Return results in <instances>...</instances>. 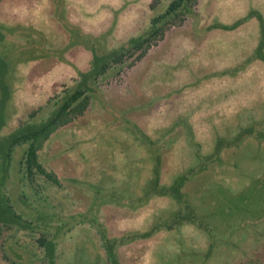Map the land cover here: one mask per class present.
Instances as JSON below:
<instances>
[{
    "label": "rangeland",
    "instance_id": "obj_1",
    "mask_svg": "<svg viewBox=\"0 0 264 264\" xmlns=\"http://www.w3.org/2000/svg\"><path fill=\"white\" fill-rule=\"evenodd\" d=\"M152 1L3 0L0 24L13 30L7 35L9 49L1 55L5 73L0 78L9 98L3 101L0 92V142L6 143L19 124L35 122L29 120L33 110L75 86L79 74L89 73L95 64L92 50L108 54L143 35L169 2L159 0L152 11ZM254 10L264 18V0H200L194 17L168 31L141 61L132 67L127 61V67L110 69L99 78L85 115L58 131L40 153L41 164L61 184L43 191L47 199L42 206L21 198L18 163L25 147L15 148L0 191V264H46L38 240L47 232L53 234L56 264H110L95 226L75 223L79 215L93 217L108 238L118 239L168 217L174 207L168 199L132 209L128 189L121 190L125 178L132 199L141 198L150 178L151 150L164 152L161 181L169 183L195 163L196 151L211 154L218 138L231 139L247 128L264 134V65L251 61L260 36L256 20L233 33L206 32L207 27L233 24ZM220 158L221 171L214 180L221 193L212 208L217 210L213 219L218 237L226 240L232 232L236 248L219 241L206 259L208 237L202 229L184 225L118 247L119 264L264 262V141L247 137L235 148H224ZM104 182V191L116 193L118 207L97 205L111 201L106 192H98ZM193 182L197 186L188 198L204 215L211 204L202 191L211 189L213 182L207 184L202 175ZM209 192L212 197L214 192ZM6 200L12 211L2 214ZM37 213H42L43 223L33 224V230L2 225L7 224L5 217L19 223L17 215L39 221ZM63 223L68 228L73 224L72 231Z\"/></svg>",
    "mask_w": 264,
    "mask_h": 264
},
{
    "label": "trees",
    "instance_id": "obj_2",
    "mask_svg": "<svg viewBox=\"0 0 264 264\" xmlns=\"http://www.w3.org/2000/svg\"><path fill=\"white\" fill-rule=\"evenodd\" d=\"M2 1L3 0H0V3ZM199 1L200 0H169L164 11L152 17L149 29L143 35L131 39L126 47H121L118 50H114L104 55H98L94 50H92L91 52L93 53V61L95 63L92 66V70L86 74H79L80 79L75 86L70 89H65L60 93H55L48 99L44 106H40L33 110L29 114V120L36 119L35 122L29 123V121L27 123L25 122L19 124L17 129L6 138V143L0 142V162L2 166L0 174L3 176L1 177L0 181V191H2L4 184L6 183V181L3 180L5 174L9 175V170L12 165L11 156L14 152V149L17 147H25L23 155L18 163V170L20 174L18 177V182L20 183L21 198L22 200H26L27 198L31 199L38 206L44 205L47 198H43V191L48 186L61 187V184L57 179V175L53 171L44 167L39 160L40 153L44 150L52 137L56 135L58 131L70 126L85 115L92 102V99L94 98L93 96L95 95L96 89L94 87V83L99 78L106 76L110 69L118 68L120 71L123 69V67H127V61H129L128 67H132L136 62L141 61L144 57H146V55H148L150 49L157 46L158 43L164 39L168 31L174 27L182 26L188 17H194V8L198 5ZM159 4V0L152 1L150 5L151 10H155ZM251 19L256 20L260 34L258 44L253 51L254 58H252L251 61H259L264 65V18L257 10L249 11L240 20L233 24H215L213 26L207 27L206 32L209 33L212 31H218L221 33H233V31L240 27L242 28V26L245 23L251 21ZM11 30L13 29L4 24H0V77L3 79L5 66L1 55H3L2 52H7L9 49L8 45L10 42L7 39V35L9 32H11ZM3 79L0 78V92L1 99H4L3 101H5L9 98V90L6 82H4ZM46 109H49L47 115ZM38 115L40 117H38ZM1 122L2 118H0V123ZM2 125L3 124H0V130ZM247 137H253L258 142L264 141V134H260V132L254 133V130L250 128H247L239 134H236L231 139L225 140L223 138H218L214 151L211 154L201 155L199 151H196L194 153L195 163L188 169L176 174L169 183L167 181H161V174L163 173L164 164L166 161L164 152L158 153L156 150H151L152 161L148 164L150 167V178L145 181L146 183L144 185L143 195L141 198L132 199L133 192L131 191L130 186L126 184L125 178L121 184L125 189H121L122 187H119L121 190L128 189V202L130 204L129 207L132 209L141 208L142 205L145 206H143L144 208H147L151 204V201L157 198L168 199L174 204V207L168 217L161 218L162 220L157 221V223L159 222L158 224L152 225L148 230L141 233L136 232L124 235L122 238L118 239H110L107 237L105 229L100 224H96V220L93 217L89 218L84 215H79L80 219L75 224L88 223L93 227L95 226L100 237L102 247L105 250L106 259L110 264H119L116 257L118 247L131 244L135 241L149 240L161 231H172L175 228H180L184 225H194L197 228L202 229L205 235L208 237L210 243L207 250L205 251L206 259L210 258L213 250L218 246L219 241L220 243L222 241L221 244L224 243V245H227L228 247L236 248V244L231 242L232 232H230V235L228 234V239L223 240L221 236L218 237V233L216 231L218 228L215 227L216 222L213 218L217 210L212 208L220 197L221 191L219 192L220 185L214 180V175H217V173H215L216 171H221V151L224 148L237 147ZM5 145H7L6 151H4ZM1 154H3V156ZM216 163H218V166L213 165ZM198 175H202V179H204V182L207 181V184H212L214 180L211 187L212 191L214 192L212 197L210 196L211 193L209 192L211 189H209L207 192L202 191L206 193V195L204 194L205 202L207 201L209 204H211V209H207L205 211L206 214L204 215L199 214V212L202 214L201 208H197V206L193 204L188 198L190 196V192H193V190H195L194 187L197 186V184H194L195 182L193 181ZM113 177H116V175ZM105 182L102 183V185L98 184L101 187L99 188L98 192H106L104 193L105 196H110L111 201L108 200L105 204L102 202L100 204L97 201V205L102 206L109 204L117 206L116 203L118 202L115 199L116 193L112 191H104L103 188L106 184ZM201 197L203 199V196ZM95 202L96 200L93 201V203ZM6 203L7 205L5 207L3 206L2 214H5L8 210H11V208L8 206L7 200ZM230 209L232 210V207ZM41 214L42 213L36 214V216H39V221H37L36 218H33L30 220V222L23 220V215L22 217L17 215L15 217L19 223L12 222L10 218L5 217L3 218V221L7 224L2 225L9 229L16 226L22 230H33V224H35V227H38L43 223V221L40 219ZM10 217L13 218L12 216ZM34 220H36V222ZM206 220H209V223H207ZM218 221L220 223L225 222L223 219H218ZM63 225L64 227H67V224L63 223ZM73 227V224L69 228L67 227L69 229L68 231H72ZM60 228L61 226L57 228L58 231ZM1 235L2 234L0 231V240ZM52 236L53 234L48 232L41 233L38 240V243L41 245V247H43V255L46 264H56L54 262L56 259L54 254L55 244L54 240L51 239ZM47 258L50 259V262H48ZM239 264L242 263L240 262ZM246 264L253 263L250 260V262H247ZM261 264H264V262Z\"/></svg>",
    "mask_w": 264,
    "mask_h": 264
}]
</instances>
